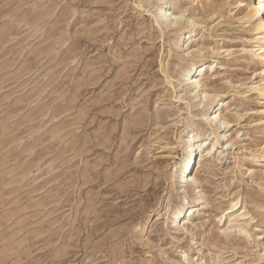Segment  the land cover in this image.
Here are the masks:
<instances>
[{
	"label": "rangeland",
	"instance_id": "rangeland-1",
	"mask_svg": "<svg viewBox=\"0 0 264 264\" xmlns=\"http://www.w3.org/2000/svg\"><path fill=\"white\" fill-rule=\"evenodd\" d=\"M238 1L176 0L169 26L150 0H0V264H264V66ZM199 60L229 124L176 229L184 135L211 132L180 76Z\"/></svg>",
	"mask_w": 264,
	"mask_h": 264
},
{
	"label": "bare ground",
	"instance_id": "bare-ground-1",
	"mask_svg": "<svg viewBox=\"0 0 264 264\" xmlns=\"http://www.w3.org/2000/svg\"><path fill=\"white\" fill-rule=\"evenodd\" d=\"M150 1H152L153 6L156 7V23L160 24V20H163V18L167 19L166 23L169 26L172 24H177L179 22V16L182 12H180L181 10L179 7L175 8L176 0L168 3V7H165L163 5V0ZM238 3L241 6H245L241 11L245 12L244 19H246V22H250V24L252 25L254 34L252 40L253 43H255L253 45L255 49L254 55L264 66V0H239ZM173 8H175V10H173ZM193 30V26H189V30L184 34L182 40H178V44L180 47H190L188 41L192 37L191 33ZM187 33H189L188 37H186ZM202 51L203 49H199L198 53H202ZM212 65H214V63L207 65V63L201 62V60H199L195 62L191 68H188L187 70H185V72L180 74V76L183 77L185 81H188L187 83L189 84L190 88L189 91L190 93L193 92V96L191 98H193L197 102L196 105L201 109L197 113H191L192 119H198V117H200L202 123L208 126L211 132H209L208 130L197 131V129L191 128L184 135L185 139L182 146L183 152L180 155L179 160L175 162L173 171V177H175V182H177L176 185L178 186L179 184L178 187L180 189L179 204L175 203L174 207H171L173 212L171 225L176 229H185L182 221L185 219L187 214L192 213L195 210H200L202 208L201 204L203 202H201L200 200L202 197V193L201 189L199 188V181L196 175L193 174V169L196 165V158L198 154H202L207 149V153H211L215 148L217 150L218 148L216 147V145L219 143V134L216 133V129L214 127L225 128L227 124H229L228 118L218 117L217 115L213 116L214 112L223 109L224 99H222V91L220 92L215 88L211 89L210 87H204V83L206 82L202 83V80L206 77L207 69H214ZM262 80H264V73ZM252 89L255 90L260 97L264 98V83L258 84ZM213 102L215 103L214 105L211 104ZM202 123L200 122V124ZM212 134H214V136L211 138ZM213 139L215 140L213 141ZM207 144L210 147L204 148V145ZM261 149L262 150H260V152L255 156L256 161L264 159V146ZM189 192L194 193L192 195H195L196 199H198L196 200L197 203H193V201L190 200L188 196ZM255 206L261 208L264 207V203L256 202ZM230 210V207L225 209V211L228 212ZM246 214L247 213L244 211L240 215L245 216ZM181 216H183V218L180 219ZM252 218L253 217H251V219ZM238 220L239 219L237 218L230 219L228 221V224H230L229 227H234L237 224ZM238 228H240L239 231H245V229H243L242 227Z\"/></svg>",
	"mask_w": 264,
	"mask_h": 264
}]
</instances>
